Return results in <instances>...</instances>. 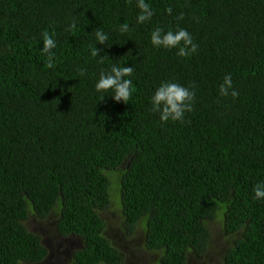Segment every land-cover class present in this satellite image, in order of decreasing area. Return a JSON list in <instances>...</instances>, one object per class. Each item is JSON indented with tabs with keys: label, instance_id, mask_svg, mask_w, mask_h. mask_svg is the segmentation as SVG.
Listing matches in <instances>:
<instances>
[{
	"label": "trees",
	"instance_id": "trees-1",
	"mask_svg": "<svg viewBox=\"0 0 264 264\" xmlns=\"http://www.w3.org/2000/svg\"><path fill=\"white\" fill-rule=\"evenodd\" d=\"M145 2L137 23V0H0V264L46 261L26 223L52 215L81 243L67 264H200L218 219L234 239L214 264H264V0ZM157 27L196 52L154 47ZM114 65L134 70L126 104L95 90ZM161 82L194 91L182 122L151 111Z\"/></svg>",
	"mask_w": 264,
	"mask_h": 264
},
{
	"label": "clouds",
	"instance_id": "clouds-1",
	"mask_svg": "<svg viewBox=\"0 0 264 264\" xmlns=\"http://www.w3.org/2000/svg\"><path fill=\"white\" fill-rule=\"evenodd\" d=\"M137 7L140 9V13L137 16V23H144L151 19L153 11L145 0H137ZM171 13L172 9H167ZM182 18L178 17V19ZM75 23L71 27L75 28ZM127 25L121 26V33H124ZM96 37L99 42H103L107 36L101 34V31L96 32ZM150 42L154 47L163 48H175L178 47V55L183 57L195 53L197 45L193 43L192 37L186 29L178 28L175 32L169 30L164 32L160 27L155 28L151 32ZM182 42V46H181ZM57 44L52 35L47 31L43 33V49L42 52H49V49L56 48ZM90 54L92 57H96L95 47L90 48ZM54 53L49 52L48 61L51 66ZM100 63H103V57H101ZM132 67H125L120 65H114L110 69V74L102 71L99 74V78L95 83V90L98 93L111 92V99L115 102H123L124 104L132 96L134 89L133 81L130 78L133 74ZM83 75V70L81 71ZM219 94L221 97L235 98L238 96V92L233 87V81L230 75L223 77V82L219 86ZM195 93L190 88L185 87L179 83L174 82H161L152 94L150 100L152 104L151 111L159 113V118L162 122L171 121H183L185 113L192 111V102ZM105 96L101 95L100 100H104ZM254 199H264V182H259L255 185Z\"/></svg>",
	"mask_w": 264,
	"mask_h": 264
},
{
	"label": "rangeland",
	"instance_id": "rangeland-1",
	"mask_svg": "<svg viewBox=\"0 0 264 264\" xmlns=\"http://www.w3.org/2000/svg\"><path fill=\"white\" fill-rule=\"evenodd\" d=\"M52 216L45 218H37L33 216L30 217L26 223L30 231L37 233L41 237L42 243L46 246L48 251L45 258L47 260L37 264H67L70 259V252L80 248L81 246L80 240L77 237L70 235L64 236L57 231V222L54 220L56 217L54 215ZM209 228L212 231L213 237L216 238L219 254L220 249H223L224 246H228L234 237L223 236L221 222L219 219L210 222ZM114 238L117 239L119 243H129V238L125 239L120 235ZM218 254L216 252L206 256L200 264H214ZM137 262L138 261L136 260L133 263L137 264Z\"/></svg>",
	"mask_w": 264,
	"mask_h": 264
}]
</instances>
